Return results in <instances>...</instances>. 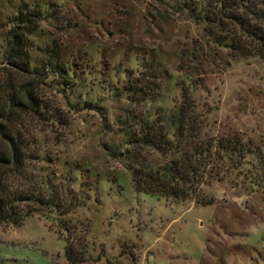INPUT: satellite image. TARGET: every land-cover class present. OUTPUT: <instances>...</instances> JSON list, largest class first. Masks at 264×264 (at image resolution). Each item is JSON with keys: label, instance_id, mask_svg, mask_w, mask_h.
Instances as JSON below:
<instances>
[{"label": "rangeland", "instance_id": "374dc122", "mask_svg": "<svg viewBox=\"0 0 264 264\" xmlns=\"http://www.w3.org/2000/svg\"><path fill=\"white\" fill-rule=\"evenodd\" d=\"M192 1L0 0V57L33 13L30 67L60 68L35 90L29 124L38 184L61 204L0 224V264H67V244L81 264H264V60L210 43L191 62L204 27L182 10ZM183 97L202 139L238 137L247 151L201 186L209 206L131 181L140 164L178 157L171 121ZM152 128L166 135L161 150L142 143Z\"/></svg>", "mask_w": 264, "mask_h": 264}, {"label": "trees", "instance_id": "16d2710c", "mask_svg": "<svg viewBox=\"0 0 264 264\" xmlns=\"http://www.w3.org/2000/svg\"><path fill=\"white\" fill-rule=\"evenodd\" d=\"M182 10L204 26L202 41L192 43L189 56L196 66L205 61L203 47L210 43L221 45L234 58L264 60V0H195L184 4ZM34 17L29 13L17 20L24 24L23 32L19 33L16 27L10 33L6 50L0 57V224L13 227L37 214L38 208H61L59 198L47 197L40 189L36 174L38 156L29 116L40 111L35 90L45 85L50 69L60 75V68L51 63L42 70L30 67L26 36L32 35ZM54 54L52 59L58 62V54ZM152 79L156 80V75ZM149 84L157 87L155 81ZM172 118L171 123L176 126L173 138L178 157L156 169L144 168L143 164L133 168V188L150 196L176 201L194 199L200 206H209L212 201L201 198V186L233 170L244 160L247 151L238 137L202 139L199 123L186 97ZM164 134L155 128L147 129L142 143L161 150L167 144ZM139 156L132 154L130 160ZM74 255L73 248L67 244L64 251L67 264L83 263L80 256Z\"/></svg>", "mask_w": 264, "mask_h": 264}]
</instances>
